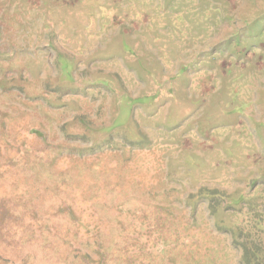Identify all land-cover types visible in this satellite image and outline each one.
Returning <instances> with one entry per match:
<instances>
[{
  "label": "rangeland",
  "instance_id": "1",
  "mask_svg": "<svg viewBox=\"0 0 264 264\" xmlns=\"http://www.w3.org/2000/svg\"><path fill=\"white\" fill-rule=\"evenodd\" d=\"M0 264H264V0H0Z\"/></svg>",
  "mask_w": 264,
  "mask_h": 264
}]
</instances>
